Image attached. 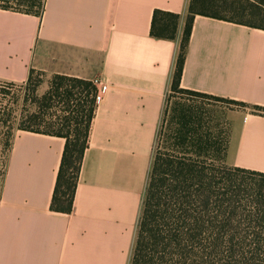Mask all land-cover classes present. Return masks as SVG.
I'll return each mask as SVG.
<instances>
[{"label":"crops","instance_id":"crops-1","mask_svg":"<svg viewBox=\"0 0 264 264\" xmlns=\"http://www.w3.org/2000/svg\"><path fill=\"white\" fill-rule=\"evenodd\" d=\"M189 0H45L0 9V83L31 70L93 83L99 101L70 214L50 210L65 140L18 131L0 183V264H129ZM155 10L181 16L150 36ZM179 88L264 108V31L196 16ZM225 165L264 173V114L231 111Z\"/></svg>","mask_w":264,"mask_h":264},{"label":"trees","instance_id":"trees-1","mask_svg":"<svg viewBox=\"0 0 264 264\" xmlns=\"http://www.w3.org/2000/svg\"><path fill=\"white\" fill-rule=\"evenodd\" d=\"M11 1L23 9L6 5L10 0H0V9L37 16L45 2ZM196 16L264 31V0H189L171 84L174 91L180 89ZM180 20L178 14L155 10L150 36L175 40ZM34 74L41 73L31 70L27 83ZM53 78L57 82L20 130L65 140L50 210L70 214L98 91L91 82ZM58 105L65 116L53 111ZM251 107L264 112L263 107ZM175 113L170 147L152 153L129 264H264V173L225 165L227 132L223 137L204 132L201 117L183 106ZM156 138L157 134L155 142Z\"/></svg>","mask_w":264,"mask_h":264},{"label":"rangeland","instance_id":"rangeland-1","mask_svg":"<svg viewBox=\"0 0 264 264\" xmlns=\"http://www.w3.org/2000/svg\"><path fill=\"white\" fill-rule=\"evenodd\" d=\"M9 7L22 10L23 7L11 1ZM57 81L52 75L34 74L30 82L23 84L0 83V183L5 168L7 152L13 137L20 130L25 118L36 111L43 102V98L50 86ZM178 106L193 110L202 119L203 131L212 136H222L227 132L229 126V113L231 111H249L251 113H263L251 106H242L238 103L213 98L207 95H191L183 89L174 91L170 86L163 106L161 122L157 130L156 142L153 146V154L159 148H169L170 139L176 128L174 118ZM58 116H65L63 107L58 105L56 109ZM208 130V131H207Z\"/></svg>","mask_w":264,"mask_h":264},{"label":"built area","instance_id":"built-area-1","mask_svg":"<svg viewBox=\"0 0 264 264\" xmlns=\"http://www.w3.org/2000/svg\"><path fill=\"white\" fill-rule=\"evenodd\" d=\"M99 101V98H98V95H97V97H96V103Z\"/></svg>","mask_w":264,"mask_h":264}]
</instances>
